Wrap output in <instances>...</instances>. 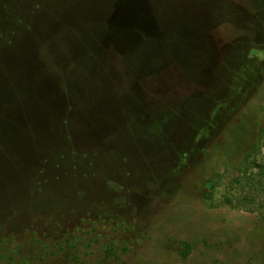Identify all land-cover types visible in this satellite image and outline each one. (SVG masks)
Here are the masks:
<instances>
[{"label": "rangeland", "instance_id": "obj_1", "mask_svg": "<svg viewBox=\"0 0 264 264\" xmlns=\"http://www.w3.org/2000/svg\"><path fill=\"white\" fill-rule=\"evenodd\" d=\"M16 1L0 264H264V0Z\"/></svg>", "mask_w": 264, "mask_h": 264}, {"label": "trees", "instance_id": "obj_2", "mask_svg": "<svg viewBox=\"0 0 264 264\" xmlns=\"http://www.w3.org/2000/svg\"><path fill=\"white\" fill-rule=\"evenodd\" d=\"M23 3L22 1H16L14 4L12 5H7L3 2V0H0V55L5 54L6 50H8L11 46H14L16 43V40L20 37V34L22 32L23 28V24L22 26H16L13 24L12 19L18 20L17 22H21L23 20V18H19L21 17V11L20 10V6H22ZM26 30H24L23 32H27L30 33L31 31V27L28 29L27 31V26L25 27ZM2 58V57H1ZM0 61H3L2 59H0ZM2 68V64L0 63V69ZM24 80V79H23ZM28 81V80H25ZM38 83V82H37ZM37 88L39 87L38 85H36ZM257 146V143L255 145H253V149H255ZM213 179L210 178L208 179L207 183H211L207 186V191L202 193V196L205 199H208L211 196V192L210 190H212L214 188V184L212 183ZM190 251L189 246H184L181 250H180V255L182 257H186L188 255Z\"/></svg>", "mask_w": 264, "mask_h": 264}]
</instances>
